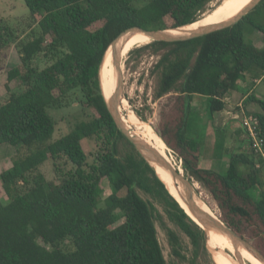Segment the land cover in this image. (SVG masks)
<instances>
[{"label": "trees", "instance_id": "trees-1", "mask_svg": "<svg viewBox=\"0 0 264 264\" xmlns=\"http://www.w3.org/2000/svg\"><path fill=\"white\" fill-rule=\"evenodd\" d=\"M23 1L30 31L36 26L37 32L32 29L22 40L19 28L0 20V59L13 46L20 60L7 73V83L15 81L16 89L7 85L0 100V144L17 148L12 166L0 174L7 197L6 203L0 200V264H167L157 237V211L136 188L163 205L194 247L208 242L216 251L118 131L99 81L105 53L120 33L133 27L171 30L190 25L215 0H148L140 7L137 0ZM257 33L263 46L251 39ZM136 47V53L158 57L154 99L165 101L156 135L182 161L185 175L210 196L220 220L264 256V160L252 151L233 150L224 171L201 169L203 143L189 132L197 98L206 101L211 123L241 84L264 82V0L231 27L183 42L129 44L122 57ZM39 59L47 65L36 67L33 62ZM71 97L92 118L52 141L55 122L48 110L68 107ZM242 106L258 117L264 137V98L248 91ZM243 134V143H248ZM215 135L212 158L222 159L225 131L216 128ZM90 139L101 145L87 164L82 141ZM122 141L125 155H120ZM167 155L174 159L169 151ZM49 159L54 181L40 172ZM104 180L111 190L106 198ZM168 238L173 256L181 258L178 237L169 231ZM231 251L243 264L232 245ZM227 259L237 264L224 255Z\"/></svg>", "mask_w": 264, "mask_h": 264}, {"label": "rangeland", "instance_id": "rangeland-1", "mask_svg": "<svg viewBox=\"0 0 264 264\" xmlns=\"http://www.w3.org/2000/svg\"><path fill=\"white\" fill-rule=\"evenodd\" d=\"M147 1L148 0H137L135 5L140 7ZM219 1L220 0H215L211 2L208 9L213 8ZM29 17V11L23 0H0V20L11 28H19V36L22 40L28 39L32 29L35 32L38 31L36 26H33L30 31L28 25ZM251 39L256 46H263V40L260 34H254ZM137 48L139 47L132 49L126 57L122 58L123 99L126 100L128 108H131L130 110L133 111L138 119L142 123L150 126L155 132L154 129L159 125V109L161 104L165 101V98L160 100L154 99V91L157 85L158 76V73L154 71V66L158 61V57L150 55L149 51L136 53L135 49ZM19 63V55L13 46L10 48L4 61L2 58L0 59V100H2L7 93V85L11 90L16 89L17 83L15 81L9 84L7 83V73L10 69L18 66ZM33 64L38 68H43L47 65V63L42 59L34 61ZM249 83L241 84L239 88L240 90L234 95H231L232 97L230 98V102H228L226 106V113L230 107H235V105L242 103V98L248 93V91L257 94L259 98H264V82H259V84L258 82H255V84L251 87H249ZM69 101L70 105L68 107L48 110L50 117L55 122V130L52 135V141L72 131L77 123L81 121L87 122L92 118V112L85 106L78 105V103L74 101L73 97H71ZM193 105L195 113H193L194 116L192 121L195 118V122L193 121L192 124L196 125L197 129L194 128L193 133H191L192 135L190 134V136L199 137L200 140L205 141V144L208 147L207 154L214 151L213 147L216 142L215 129L220 128L221 131H225L224 146L221 150L223 157L222 159L219 158L214 161L211 160V164L214 163L212 165L215 166L217 171L221 172L225 170L229 156L233 150H240V152L246 154L251 153L249 143L242 145L241 149L238 148L239 144L243 143L244 134L241 132L237 122L233 120L230 115L225 114L224 111L223 113L217 114L213 122L210 123L206 112V101L202 98H197ZM141 118H143L144 121ZM99 145H101V143L99 144L93 139L82 141V147L87 156V164H91L95 160V155ZM119 146L121 148L120 155L128 153L125 149V143L123 141L119 144ZM168 150L176 162H180L179 164L181 165L182 161L176 157L169 148ZM16 153V147L0 144V174L12 166V160ZM205 162L206 161H203L199 165L201 169L209 168V165H204ZM40 172L45 176L46 180L54 181L55 175L52 161L50 159L40 167ZM192 181L195 185L196 192L203 203L207 207H211L210 209L214 210L216 214L220 216V211L216 204L211 200L210 196L199 186L198 183H196L193 179ZM102 189L103 198H106L111 193V190L105 180L102 183ZM136 190L140 197L151 203L157 211L155 217L157 237L167 264H235L231 259L224 260V255L233 258L237 264H240L236 255L232 251H220L216 244V251H213L208 242L204 243V247L202 245L198 248L194 247L186 235L168 219L166 213L164 212L163 205H161L157 199L138 188H136ZM253 197L256 198V194H253ZM0 200L3 203L7 202V197L1 186V181ZM122 222L123 220H120L117 225ZM169 231H172L178 237L181 247V258H177L172 254V248L168 238ZM209 240L213 241V238H209Z\"/></svg>", "mask_w": 264, "mask_h": 264}, {"label": "water", "instance_id": "water-1", "mask_svg": "<svg viewBox=\"0 0 264 264\" xmlns=\"http://www.w3.org/2000/svg\"><path fill=\"white\" fill-rule=\"evenodd\" d=\"M261 0H252L246 7L235 15L233 18L228 19L217 25L206 26L202 27L193 31H184L179 35H170L166 32V30H144L140 27H133L127 29L126 31L120 33L110 44L109 48L111 49L112 55V65L114 68L115 73V82L116 87L114 90V94L116 98L121 101L123 99V73H122V51L123 47H121L122 41L124 39L136 32L143 33L146 35L151 42H183L192 40L195 38H199L201 36L207 35L214 31H218L224 28L231 27L238 23L240 20L243 19L249 12H251ZM108 48V49H109ZM107 49V50H108ZM107 52V51H106ZM106 54V53H105ZM105 57V56H104ZM104 61V58H103ZM103 61L99 71V81L101 92L103 98L106 103V107L108 112L110 113L118 131L124 136V138L134 147L136 152L141 156V158L152 168L155 172L157 178L163 183L165 189L168 193L176 200L179 206L184 210L186 215L205 233L206 241H207V234L213 232L218 235H222L230 239L236 246H241L248 250L252 255H254L262 264H264V256L248 241L244 240L242 237L237 235L232 229L227 227L218 216H213L204 212L202 208L197 203L198 194L195 189V185L187 175H181L178 170L174 169V167L169 164L163 157H161L151 146L146 144L143 140L133 134L130 130L126 129L124 124L121 122L117 112L116 106L113 98L109 97L106 98L104 96L102 90V83H101V69L103 65ZM166 169L168 172L173 175L174 177H178L180 182L182 183V187L177 186V197L172 194L170 188L166 185L164 181L160 179L156 172V168ZM185 205V208L182 206L179 199Z\"/></svg>", "mask_w": 264, "mask_h": 264}, {"label": "bare ground", "instance_id": "bare-ground-1", "mask_svg": "<svg viewBox=\"0 0 264 264\" xmlns=\"http://www.w3.org/2000/svg\"><path fill=\"white\" fill-rule=\"evenodd\" d=\"M245 3L246 0H220L217 4L214 5V7L211 10L203 14L196 22L190 25L183 26L178 29L166 30V32L170 35H179L184 31H193L202 27L220 24L224 21H227L228 19L233 18L235 15L241 12L246 7V6L244 7ZM136 34L139 35L134 36ZM145 41H151V40L143 33L136 32L128 35L124 39V41H122L121 47H125L126 45L129 44H133L137 42H145ZM111 65H112V55H111V49L109 48L105 54L101 69L102 90L106 98L109 97L113 98L116 106V112L121 122L124 124L126 129L130 130L133 134H135L137 137L143 140L146 144L151 146L161 157H163L169 164H171L174 167V169L178 170V172L181 175H184V171L181 165L179 164L180 162L179 163L176 162V160L170 158L167 155L169 151L168 148L166 147L164 142L156 135L153 129L150 126L142 123L138 119V117L133 113V111L130 110L131 108L130 109L128 108V104L126 100L122 99L121 101H119L116 98L114 94V90L116 87V82H115L116 79L114 78V80L112 81ZM156 172L160 177V179L166 183L168 188H170L172 194L177 197L178 188L180 186L182 187V183L180 182V179L178 177H174L173 175H171L168 172V170L164 168L161 169L158 167L156 168ZM177 186L179 187L177 188ZM179 201L181 202L182 206L185 208V205L182 203V201L180 199ZM197 203L200 206V208L204 210L205 213L213 216H217L216 212L210 209L209 207H207L199 196L197 197ZM206 234L209 238L211 239L213 238V241L215 242V243L213 242L214 245L216 244L220 251L228 250L230 252L231 251L230 245H232L233 248L238 252V255L243 264H247V263L262 264L248 250H246L243 247L236 246L230 239L223 237L222 235L215 234L213 232L210 233L208 232Z\"/></svg>", "mask_w": 264, "mask_h": 264}, {"label": "built area", "instance_id": "built-area-1", "mask_svg": "<svg viewBox=\"0 0 264 264\" xmlns=\"http://www.w3.org/2000/svg\"><path fill=\"white\" fill-rule=\"evenodd\" d=\"M225 114L230 115V117L237 122L239 128L245 133L253 154L264 160V137L261 133L258 117L247 113L242 103L235 105V107H230L227 113L225 110Z\"/></svg>", "mask_w": 264, "mask_h": 264}, {"label": "crops", "instance_id": "crops-1", "mask_svg": "<svg viewBox=\"0 0 264 264\" xmlns=\"http://www.w3.org/2000/svg\"><path fill=\"white\" fill-rule=\"evenodd\" d=\"M258 84H259V82H258ZM237 92V91H236ZM236 92H233V93H231L230 95H228L226 98H225V102H226V106H227V104H228V102H230V98L232 97L231 95H234ZM245 98V96L242 98V100ZM194 102L192 103V112L193 113H195V109H194ZM226 110V109H225ZM224 110V111H225ZM193 116H194V114H193ZM195 119V118H194ZM194 119H193V121H194ZM193 121H191V124H190V129H189V132H190V134L191 133H193V129L194 128H196L197 129V126L196 125H193L192 123H193ZM195 122V121H194ZM194 133H196V132H194ZM192 135V134H191ZM194 139H196V140H198L199 142H202L203 143V145H202V147H201V152H203V156H202V159L200 160V162H199V165L201 164V162H203V161H206L205 162V164L204 165H209V168H207L206 170H212V171H215V172H219V171H217V169L215 168V166L214 165H212V164H214V163H212L211 164V160H215V159H213L212 157V155H213V151H211V153L210 154H207V152H208V147L206 146V144H205V141L203 140H200L199 139V137H195V136H192ZM247 142H244V143H242V145H244V144H246ZM202 155V154H201ZM211 166V167H210ZM200 167V166H199ZM222 172V171H221Z\"/></svg>", "mask_w": 264, "mask_h": 264}]
</instances>
